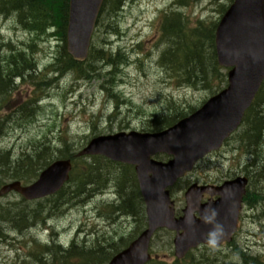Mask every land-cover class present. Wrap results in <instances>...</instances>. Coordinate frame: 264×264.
<instances>
[{"label": "rangeland", "instance_id": "374dc122", "mask_svg": "<svg viewBox=\"0 0 264 264\" xmlns=\"http://www.w3.org/2000/svg\"><path fill=\"white\" fill-rule=\"evenodd\" d=\"M188 1L177 0L178 7L171 8L169 6L171 2L174 3L173 0H126L120 13L116 15L106 7L92 39L93 50L104 51L101 55L105 60L99 57L95 62L89 58V63L84 66L83 77L75 72H67L56 82H38L41 84L37 85V89L41 91L43 99L41 111L26 119H22L13 110L20 109L33 87L22 81L14 83L9 107L6 108V104L0 110V118L4 120L9 117L5 120L3 133L0 135V155L8 153L10 161H13L44 141L49 142L52 147L56 145L55 149L58 150V143L62 138L73 146L75 155L97 135L126 130L140 132L148 129L154 114H167L166 110L170 107L183 111L199 107L209 96V92L200 87L197 90L187 87V83H183L171 69L158 63L161 52L166 47L161 38L158 18L162 12H168L171 8L179 15L182 13L190 26L197 21L217 23L221 17L222 5L227 7L232 0ZM185 2L187 5L181 8ZM167 14H172V11ZM15 16L16 14L0 16V53L6 52L9 49L7 46L15 51L26 50L35 58L38 66L36 70L42 71L58 57L59 42L50 33L35 36L23 31L17 26ZM109 43L113 47L112 55L119 48L125 54V64L119 65L121 58L111 57L114 64L105 66ZM90 63L93 66L91 69L86 67ZM115 84L121 86L115 88ZM112 93H119L121 98L113 97ZM120 101L123 102L122 105ZM262 145L261 159L264 160V138ZM252 155H248V150L244 149L239 137L232 138L218 152L201 161L177 186L176 202L182 198L183 192L180 191L186 188L187 183H212L236 176L248 178L249 191L254 192L259 199L256 203L251 201V210H243L240 230L233 243L230 246L224 245L216 254L220 262L224 260L228 264H240L237 257L239 249L253 257L263 256L261 259L264 260V175L261 174L264 170L260 172L257 167L259 164L264 165V162L259 161L255 152ZM2 161L0 158V164ZM10 181L7 175L0 173V188ZM107 190L115 193L112 184ZM107 198L103 190H98L67 204L62 198L54 199L49 204L48 211L40 214H37L39 208L36 205L24 204L16 194L1 198L0 264H52V254H42L41 249L35 248L32 242L46 244L59 239L68 244L78 231L81 232L80 238L86 239L82 244L84 250L93 247L97 253L99 247L104 249L105 246L107 251L108 246L113 250L119 248L133 232L135 234L137 224L133 222V214L129 213L98 217L97 211L105 208ZM175 206L178 209V205ZM11 215L13 218L8 222L7 217ZM171 239V236L162 232L153 239L152 244V252L158 258L167 257V262L172 261ZM112 242L119 244H110Z\"/></svg>", "mask_w": 264, "mask_h": 264}, {"label": "water", "instance_id": "95a60500", "mask_svg": "<svg viewBox=\"0 0 264 264\" xmlns=\"http://www.w3.org/2000/svg\"><path fill=\"white\" fill-rule=\"evenodd\" d=\"M104 0H69L66 51L76 62L87 58L91 35ZM218 65L230 69L227 88L209 99L198 111L175 126L155 134L118 133L91 140L77 154L102 156L110 161L134 167L138 187L145 204L147 229L109 264H144L148 259L149 240L158 228L175 230V256L182 258L190 249L208 244L211 224H205L206 210H215L216 222L223 225L224 236L215 246L229 242L236 229L237 216L246 179L226 182L217 190L221 198L199 205L200 192L190 187L186 194L184 216L175 220L167 188L189 172L194 163L218 150L242 122L264 79V0H234L220 20L215 32ZM166 154L167 163L151 159ZM69 160L49 165L36 182L22 187L19 182L4 186L0 194L16 192L27 201L58 192L68 180ZM200 218L195 220L193 212ZM210 246V245H209Z\"/></svg>", "mask_w": 264, "mask_h": 264}, {"label": "trees", "instance_id": "16d2710c", "mask_svg": "<svg viewBox=\"0 0 264 264\" xmlns=\"http://www.w3.org/2000/svg\"><path fill=\"white\" fill-rule=\"evenodd\" d=\"M124 1L126 0H105L104 6L108 8L110 13L116 15ZM67 2L68 0H0V15L16 14L17 26L35 36H45L48 31L53 30L50 36L59 42L58 57L42 71L36 70L38 66L34 61L35 58L29 55L26 50L15 51L10 46H7L9 48L8 52L0 53V110L4 109L6 104V107L9 106L7 102H9V97L12 95V85L15 80L29 83L33 87V91L29 94L28 99L22 103L20 109L13 110L14 113H19L22 119H26L33 113L36 116L41 111L40 102L42 96L41 91L37 89V85L41 83L38 82H56L57 79L67 72H75L81 77L85 76L84 66L89 62L85 64L75 63L65 51ZM197 27L190 30L184 27L181 13L179 15L177 12H172L170 15H165L161 23V38L165 41L166 47L161 53V61L162 65L171 69L181 78L183 83L195 88L200 87L201 90L208 91L211 96L226 84L225 76L215 62L213 29L206 27L199 30L202 26L199 25ZM203 31L207 32L203 33ZM1 46L0 43V48ZM99 54H103V52H97L91 48L89 58L96 62L100 57ZM111 61L113 60L107 59L106 65ZM119 63L124 64L125 62L119 60ZM86 67L93 68L91 63ZM49 75H52V77ZM176 80L179 81L178 78ZM169 111L173 112L169 113ZM189 113L170 107L167 110V114L163 112L160 114L161 116H154L155 114L152 116L148 130L153 132L170 127ZM6 119L8 120L9 117L4 120L0 118V135L3 133V124H5ZM263 131L264 84L245 114L242 130L236 134V138L239 137V141L244 149L248 150V154L253 156L252 153L255 152L260 162H264L261 159V154L263 153ZM37 144L36 148L34 147L27 153L23 152L19 158L13 161H10L8 153L1 154L0 158L3 161L0 164V173L7 175L11 180L29 184L35 180L42 169L55 159L53 158L54 156L58 155L56 158L71 159L73 161V170L69 183L57 194L56 199L62 198L65 203L72 202L89 193H95L98 190L102 191L112 184L118 203L116 206L110 205V211H117L121 214L124 212L133 214L134 217H139V223H142L143 207L132 168L113 164L100 157L75 159L73 146L63 138L58 143V150L55 149L56 145L52 147L47 141ZM261 165L263 164H259L258 167L260 172L264 170V166L261 167ZM261 174L264 175V173ZM258 199L251 192L245 198L248 204L251 201L257 202ZM48 200L33 204L39 208L37 214L46 212V207L51 203L47 202ZM10 218H13V216L7 217L8 222L11 221ZM36 246L52 254L53 264H104L109 254L114 251L111 246H108V251L106 250L96 257L91 251H87L88 254L84 252V249L74 244L64 251L54 243L50 246H41L39 244H36ZM207 250L205 248L200 255H206L208 253ZM238 255L242 264H259L255 258H248L244 254L239 253ZM214 262L215 260L205 257L194 259V256L190 254L181 262L175 261L173 264H214ZM151 264L167 263L153 261ZM221 264H224V262H221Z\"/></svg>", "mask_w": 264, "mask_h": 264}, {"label": "clouds", "instance_id": "9594fccd", "mask_svg": "<svg viewBox=\"0 0 264 264\" xmlns=\"http://www.w3.org/2000/svg\"><path fill=\"white\" fill-rule=\"evenodd\" d=\"M217 213L215 210H206V214L203 217L205 224H211L213 226L212 231L208 233V244L215 247L221 238L224 236L223 225L216 222Z\"/></svg>", "mask_w": 264, "mask_h": 264}, {"label": "bare ground", "instance_id": "6f19581e", "mask_svg": "<svg viewBox=\"0 0 264 264\" xmlns=\"http://www.w3.org/2000/svg\"><path fill=\"white\" fill-rule=\"evenodd\" d=\"M175 6L178 7V3L176 2V0H174V3L172 4V8H173V7L175 8ZM171 11H172V12H176L175 9H171ZM166 15H167V13H166ZM32 105H33V104H32ZM263 135H264V131H263V133H262V136H263ZM75 155H76V154H75ZM75 155H74V156H75ZM3 186H4V185H3ZM120 247H121V246H120ZM120 247H119V248H120ZM117 249H118V248H117ZM107 259H108V258H107ZM107 259H106V260H107ZM106 260H105V261H106Z\"/></svg>", "mask_w": 264, "mask_h": 264}]
</instances>
